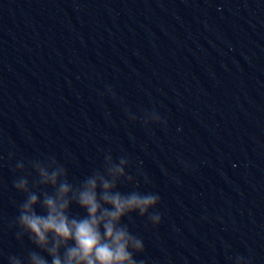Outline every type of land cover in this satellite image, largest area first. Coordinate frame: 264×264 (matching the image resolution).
<instances>
[{"label":"clouds","instance_id":"9594fccd","mask_svg":"<svg viewBox=\"0 0 264 264\" xmlns=\"http://www.w3.org/2000/svg\"><path fill=\"white\" fill-rule=\"evenodd\" d=\"M127 115L132 121L137 119L131 112ZM142 121L145 127L167 124L156 111H146ZM130 164L127 155L114 159L106 151L100 168L71 182L68 169L55 156L29 160L28 170L22 160L17 161L13 170L20 175L13 180V188L24 199L17 204L18 215L10 227L17 229V240L26 237L34 248L23 258L9 255V264H143L136 257L144 252V242L124 221L137 214L158 226L162 217L153 209L160 196L138 190L139 181L127 171ZM125 184L137 190L120 191ZM72 205L84 215L71 214ZM235 264L251 261L238 255Z\"/></svg>","mask_w":264,"mask_h":264}]
</instances>
